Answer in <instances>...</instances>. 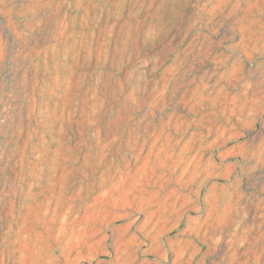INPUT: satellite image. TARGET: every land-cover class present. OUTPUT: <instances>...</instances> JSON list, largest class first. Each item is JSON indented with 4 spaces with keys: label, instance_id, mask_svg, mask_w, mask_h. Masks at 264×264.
<instances>
[{
    "label": "rangeland",
    "instance_id": "374dc122",
    "mask_svg": "<svg viewBox=\"0 0 264 264\" xmlns=\"http://www.w3.org/2000/svg\"><path fill=\"white\" fill-rule=\"evenodd\" d=\"M0 264H264V0H0Z\"/></svg>",
    "mask_w": 264,
    "mask_h": 264
}]
</instances>
